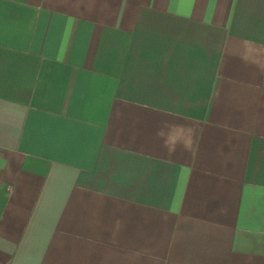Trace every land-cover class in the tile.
Returning a JSON list of instances; mask_svg holds the SVG:
<instances>
[{"label":"crops","instance_id":"1","mask_svg":"<svg viewBox=\"0 0 264 264\" xmlns=\"http://www.w3.org/2000/svg\"><path fill=\"white\" fill-rule=\"evenodd\" d=\"M0 264H264V0H0Z\"/></svg>","mask_w":264,"mask_h":264}]
</instances>
